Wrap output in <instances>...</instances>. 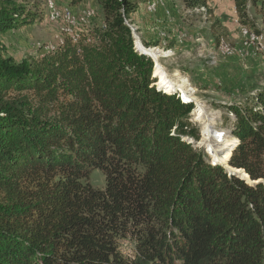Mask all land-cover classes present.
I'll list each match as a JSON object with an SVG mask.
<instances>
[{"label": "trees", "instance_id": "obj_1", "mask_svg": "<svg viewBox=\"0 0 264 264\" xmlns=\"http://www.w3.org/2000/svg\"><path fill=\"white\" fill-rule=\"evenodd\" d=\"M96 1L111 27L101 47L81 30L17 65L0 44V264H264V89L229 105L227 161L252 183L189 141L193 104L159 90L152 59L127 39L123 13L139 1ZM233 1L263 35L251 12L264 20V0ZM42 17L0 0V36ZM98 169L101 189L89 182Z\"/></svg>", "mask_w": 264, "mask_h": 264}, {"label": "rangeland", "instance_id": "obj_2", "mask_svg": "<svg viewBox=\"0 0 264 264\" xmlns=\"http://www.w3.org/2000/svg\"><path fill=\"white\" fill-rule=\"evenodd\" d=\"M28 1L43 14L42 19L0 36L4 56L11 58L17 65L54 51L67 37L73 40L78 38L77 33L81 30L90 38V43L97 47L109 39L104 35L111 31V27L107 25L103 8L96 0L75 7L69 4V0ZM138 1L137 11L130 15L123 13L124 22L130 30L127 39L131 40L133 49L139 53H142V49L137 47L136 36L140 37L145 47L158 48L168 53L159 56L166 72L174 79L188 80L193 87L190 94L205 104V110L197 109L195 101L185 99L179 87H174L172 91L162 87L160 77L155 74V58L149 56L157 88L177 93L193 104L192 111L184 119V130L199 135L193 144L206 153L208 158L224 160L231 149L224 147L220 152H212V141L233 136L231 131L234 119L229 105L244 104L256 91L264 89V36L262 46L248 39L243 31V27H246L239 22L233 0H207L204 8H187L183 0ZM51 3L61 16L59 21L51 20ZM159 9L163 10V18L157 14ZM251 16L264 31V20L254 12H251ZM215 112L219 113L212 114ZM210 119V131L216 133L218 130L223 134L205 141V122ZM89 182L94 188H104L106 180L103 171H93ZM134 245L131 236L120 243L125 255L133 253Z\"/></svg>", "mask_w": 264, "mask_h": 264}, {"label": "bare ground", "instance_id": "obj_3", "mask_svg": "<svg viewBox=\"0 0 264 264\" xmlns=\"http://www.w3.org/2000/svg\"><path fill=\"white\" fill-rule=\"evenodd\" d=\"M202 7L204 8V6H202ZM50 8H51V14H50L51 18L54 17V11H56V13L59 15V13L57 12V9L55 8V6L52 3H51V7ZM84 20H86V19H84ZM74 40L76 41V38ZM136 43H137V47L139 49H142V51L151 54L155 58V63H156L155 64V68H156L155 74L158 75V77H160V83H161L162 87L165 86L167 88V91H172V89L174 87H179L182 90V92L184 93L185 99L195 101V103L197 105V109L198 108L199 109L202 108L203 110H205V106H204L205 104L198 97H196L192 93L190 94V92L193 90L192 89L193 87L188 82V80L182 79V78L174 79L173 76H170L166 72V67L161 62L159 56L161 55V53L163 55H165L167 52H165V51L161 52L158 48H154V47H151V48L145 47L142 44V41H141L139 36H136ZM218 113L219 112H215V113H212V114L216 115ZM232 115H233V119H234L235 118L234 113ZM201 117H202V115H201ZM205 123H207V125H205L204 131H203L204 132L205 141H207L209 139H215L216 137H218V135H222L223 134V133H221L218 130L216 131V133H215L214 130L210 131V129H211V119L208 122H205ZM226 137L222 138L220 141H218V140L217 141L214 140L215 142L212 141V147L214 148L212 152H220V151L224 150V147H229L231 149L233 146H235L236 141H237L236 138L234 136H230V135L227 138ZM189 141H192L191 142L192 144L195 142V140H193V138L189 139ZM210 143H211V141H210ZM216 162L221 163L224 166L228 167L227 158H225L224 160H216Z\"/></svg>", "mask_w": 264, "mask_h": 264}, {"label": "built area", "instance_id": "obj_4", "mask_svg": "<svg viewBox=\"0 0 264 264\" xmlns=\"http://www.w3.org/2000/svg\"><path fill=\"white\" fill-rule=\"evenodd\" d=\"M61 19V16H59L56 11H54V17H52V21H59ZM243 31L244 33L248 36V39L252 42V43H257L258 46H262V40H263V36L264 35H255V34H250V32L248 31V29L243 27Z\"/></svg>", "mask_w": 264, "mask_h": 264}, {"label": "water", "instance_id": "obj_5", "mask_svg": "<svg viewBox=\"0 0 264 264\" xmlns=\"http://www.w3.org/2000/svg\"><path fill=\"white\" fill-rule=\"evenodd\" d=\"M141 50V49H140ZM143 54H145V55H148V56H151L152 57V55L151 54H149V53H146V52H144V51H141ZM214 162L215 163H217L215 160H214ZM221 164V163H220ZM228 165V167H226L231 173H238L239 175H241V176H243L244 178H246V180H248L249 182H252V183H254V182H257V181H252L251 180V178H250V176H249V174H247L246 173V171H244L243 169H237V168H230V165L229 164H227ZM262 181V180H261Z\"/></svg>", "mask_w": 264, "mask_h": 264}, {"label": "crops", "instance_id": "obj_6", "mask_svg": "<svg viewBox=\"0 0 264 264\" xmlns=\"http://www.w3.org/2000/svg\"><path fill=\"white\" fill-rule=\"evenodd\" d=\"M60 1H61V0H58V2H60ZM89 2H90V4H91V1H89ZM86 3H87V2H84V3H82V4H86ZM87 4H88V3H87ZM90 4H89V5H90ZM162 13H163V10H162V9H159L158 12H157V14H160V16L162 15ZM161 17H162V16H161ZM163 17H164V16H163ZM163 17H162V18H163ZM149 20H151V19H149ZM164 26H165V25H164ZM170 26H171V25H169V27H170ZM173 26H174V25H173Z\"/></svg>", "mask_w": 264, "mask_h": 264}]
</instances>
